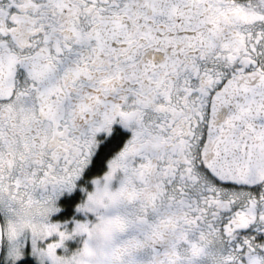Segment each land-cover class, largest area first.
Instances as JSON below:
<instances>
[{"label": "snow or ice", "instance_id": "1", "mask_svg": "<svg viewBox=\"0 0 264 264\" xmlns=\"http://www.w3.org/2000/svg\"><path fill=\"white\" fill-rule=\"evenodd\" d=\"M213 258L264 264V0H0V264Z\"/></svg>", "mask_w": 264, "mask_h": 264}, {"label": "clouds", "instance_id": "2", "mask_svg": "<svg viewBox=\"0 0 264 264\" xmlns=\"http://www.w3.org/2000/svg\"><path fill=\"white\" fill-rule=\"evenodd\" d=\"M119 225V222H117ZM103 233L100 230H97L96 232L93 233L92 241H93V247H90L88 251L84 254L86 259L91 260L94 259L97 251L96 248L98 247V238L102 237ZM102 242V240L100 241ZM210 264H216L214 258L210 261Z\"/></svg>", "mask_w": 264, "mask_h": 264}, {"label": "rangeland", "instance_id": "3", "mask_svg": "<svg viewBox=\"0 0 264 264\" xmlns=\"http://www.w3.org/2000/svg\"><path fill=\"white\" fill-rule=\"evenodd\" d=\"M66 243H68L69 248L75 247V243L72 242V241H68V242H66ZM57 251H58V253H59L61 250L58 249Z\"/></svg>", "mask_w": 264, "mask_h": 264}]
</instances>
